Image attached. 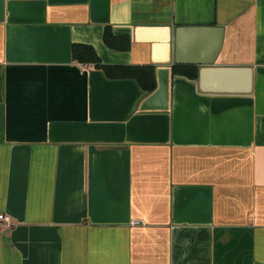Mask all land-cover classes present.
Masks as SVG:
<instances>
[{
    "label": "crops",
    "instance_id": "0c3cea01",
    "mask_svg": "<svg viewBox=\"0 0 264 264\" xmlns=\"http://www.w3.org/2000/svg\"><path fill=\"white\" fill-rule=\"evenodd\" d=\"M182 27H222L215 66L250 68L252 92L173 75ZM75 45L171 68L170 109L142 112L152 93ZM0 214V264H264V0H0Z\"/></svg>",
    "mask_w": 264,
    "mask_h": 264
},
{
    "label": "water",
    "instance_id": "95a60500",
    "mask_svg": "<svg viewBox=\"0 0 264 264\" xmlns=\"http://www.w3.org/2000/svg\"><path fill=\"white\" fill-rule=\"evenodd\" d=\"M188 35H212V46L201 61H185V39ZM222 27H192L172 30L171 49L176 65L197 64L203 66L199 71V90L205 94L247 95L252 92L253 72L250 68H220L216 60L223 46ZM165 63V62H164ZM158 87L141 104L142 112H166L170 109L171 68L160 67L156 71Z\"/></svg>",
    "mask_w": 264,
    "mask_h": 264
},
{
    "label": "trees",
    "instance_id": "16d2710c",
    "mask_svg": "<svg viewBox=\"0 0 264 264\" xmlns=\"http://www.w3.org/2000/svg\"><path fill=\"white\" fill-rule=\"evenodd\" d=\"M104 42L108 48L115 51H129L131 48L130 37H117L113 34L110 27L105 29ZM74 59L83 64H94L98 69L104 71L110 79H134L143 90L153 93L157 88L156 69L153 66L135 67V66H110L102 63L96 51L91 47L74 46ZM173 75L184 76L190 79H197L199 71L197 69H188L186 66H175Z\"/></svg>",
    "mask_w": 264,
    "mask_h": 264
},
{
    "label": "built area",
    "instance_id": "2783aa9c",
    "mask_svg": "<svg viewBox=\"0 0 264 264\" xmlns=\"http://www.w3.org/2000/svg\"><path fill=\"white\" fill-rule=\"evenodd\" d=\"M134 225H139L138 221L133 223ZM0 225H6L7 227H13L12 219L9 216L0 214Z\"/></svg>",
    "mask_w": 264,
    "mask_h": 264
}]
</instances>
